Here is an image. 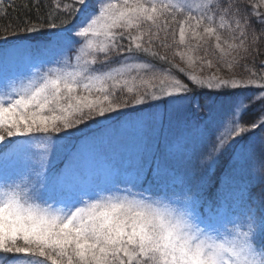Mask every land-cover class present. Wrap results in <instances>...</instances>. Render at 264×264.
Masks as SVG:
<instances>
[{
  "label": "snow or ice",
  "instance_id": "snow-or-ice-1",
  "mask_svg": "<svg viewBox=\"0 0 264 264\" xmlns=\"http://www.w3.org/2000/svg\"><path fill=\"white\" fill-rule=\"evenodd\" d=\"M0 9V264H264V0Z\"/></svg>",
  "mask_w": 264,
  "mask_h": 264
},
{
  "label": "rangeland",
  "instance_id": "rangeland-1",
  "mask_svg": "<svg viewBox=\"0 0 264 264\" xmlns=\"http://www.w3.org/2000/svg\"><path fill=\"white\" fill-rule=\"evenodd\" d=\"M244 67L245 66H243L242 71L238 67H236V69H234V72H226L225 74L226 75L235 74L238 76H247L248 73L246 71H243ZM209 71H214V69H205V73H207ZM237 71H239V72H237ZM261 72H264V65L262 66V68L257 69V73H261ZM99 131L100 130L96 125H92V126H88L87 128H85L83 134H86V135H92L93 133L99 134ZM80 135L81 134L78 133L77 137H79ZM170 135H171V131L167 128V120H165V127L160 133V148L161 149H163V147H164L165 139ZM73 142H75V138H74ZM105 155H107V156L112 155L111 148L106 149V153L101 154L99 156L89 155V153L86 151L78 163L85 164V165H91V166L95 167V166L101 165L105 162ZM222 164H223V161L221 162V166H222ZM221 166L217 172V181L218 182L220 181V177H222L223 172L226 171V170H224L223 172H221L220 171ZM229 166L230 165H228L227 167H229ZM257 175L259 176L260 174L257 173ZM239 179H241L245 182H251L253 180V177L251 175H244V176L239 177ZM260 187H261V185L259 183H250V187H249V192H250L251 196L256 199L257 205H258L259 199H260V196H259ZM252 189L254 190L253 192H252Z\"/></svg>",
  "mask_w": 264,
  "mask_h": 264
},
{
  "label": "trees",
  "instance_id": "trees-1",
  "mask_svg": "<svg viewBox=\"0 0 264 264\" xmlns=\"http://www.w3.org/2000/svg\"><path fill=\"white\" fill-rule=\"evenodd\" d=\"M24 0H16V3L20 4L23 3ZM44 2L48 5H51L53 0H44ZM0 11H3V9H0ZM24 17L21 14L19 16V20H22ZM19 20L17 19V13L12 12L11 9L8 10V16L4 17V18H0V25L3 24H7L9 22L15 24L18 23ZM0 35H3L2 30H0ZM163 51V50H161ZM169 55V57H171L172 53L168 52L167 53ZM178 59L174 62L178 63ZM264 65V40L259 41L258 45H257V51L251 55H249L245 60L240 61V66L238 67L241 71L243 66H247V70L244 67L243 71H246L248 74L250 72H256L257 73V69L262 68V66ZM236 69V68H235ZM239 72V71H237ZM236 73V72H235ZM92 126V125H89ZM228 164H226L225 162H223L222 166H221V172H223L224 170H226ZM217 183H219L217 181ZM254 190L252 189V192Z\"/></svg>",
  "mask_w": 264,
  "mask_h": 264
}]
</instances>
